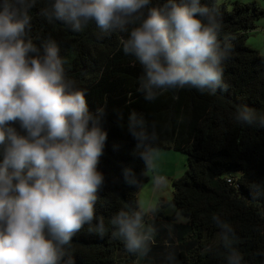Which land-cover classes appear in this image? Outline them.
Here are the masks:
<instances>
[{
	"label": "clouds",
	"instance_id": "clouds-1",
	"mask_svg": "<svg viewBox=\"0 0 264 264\" xmlns=\"http://www.w3.org/2000/svg\"><path fill=\"white\" fill-rule=\"evenodd\" d=\"M36 3L0 0V264H74L65 249L96 218L105 184L98 163L108 134L104 109L89 110L86 91L66 74L60 46H37L28 37ZM42 15L77 32L94 22L104 33H127L122 50L142 67L137 92L145 101L168 89L226 90L223 62L231 44L221 38L218 9L204 0H163L159 6L153 0H50ZM233 119L240 127L264 129V112L248 105L238 106ZM127 129L145 175L157 159L156 134L135 111ZM123 176L139 185L130 167ZM153 182L160 187L163 178L153 176ZM253 192L264 196L260 185ZM147 214L137 206L111 220L112 235L129 253L147 255L155 242ZM212 219L221 229L226 264H244L233 227L218 215ZM96 228L105 231L102 221Z\"/></svg>",
	"mask_w": 264,
	"mask_h": 264
},
{
	"label": "trees",
	"instance_id": "trees-1",
	"mask_svg": "<svg viewBox=\"0 0 264 264\" xmlns=\"http://www.w3.org/2000/svg\"><path fill=\"white\" fill-rule=\"evenodd\" d=\"M163 0H153L159 6ZM220 15L221 38L229 37L231 52L223 62L226 90L215 94L185 87L168 89L145 101L137 92L143 70L122 46L127 33H104L89 22L81 31L50 20L42 11L50 0H37L31 9L28 37L41 46L55 41L65 60V71L86 91L89 110L104 109L102 121L107 141L98 169L105 184L98 192L96 218L85 225L66 246V259L74 264H226L218 215L236 234V247L244 264H264V129L240 127L233 117L238 106L264 112V54L248 43L249 35L264 17L256 0H204ZM142 113L154 131V148L179 151L186 169L172 180L171 201L145 210V224L155 229L147 255L129 253L112 235V218L121 210L139 206L138 191L147 181L144 162L133 155L136 141L127 129L131 112ZM18 127V125H17ZM133 169L140 182H125L123 169ZM174 206L180 219L168 214ZM97 221H102L101 234Z\"/></svg>",
	"mask_w": 264,
	"mask_h": 264
},
{
	"label": "rangeland",
	"instance_id": "rangeland-1",
	"mask_svg": "<svg viewBox=\"0 0 264 264\" xmlns=\"http://www.w3.org/2000/svg\"><path fill=\"white\" fill-rule=\"evenodd\" d=\"M219 3H225L228 7L231 6L232 1L251 2L253 0H218ZM261 6L264 7V0H256ZM254 37H249L248 42L252 43ZM157 159L154 168L147 172L148 181L143 183L138 191L139 206L148 209L158 199H167L171 201L172 198V180L178 179L186 169V157L179 151L164 150L155 148ZM168 173V175L166 174ZM162 176L163 184L158 187L154 185L153 176ZM168 176L173 179L170 180ZM172 205L168 206L169 211ZM173 213V209H172ZM171 213V215H172Z\"/></svg>",
	"mask_w": 264,
	"mask_h": 264
},
{
	"label": "crops",
	"instance_id": "crops-1",
	"mask_svg": "<svg viewBox=\"0 0 264 264\" xmlns=\"http://www.w3.org/2000/svg\"><path fill=\"white\" fill-rule=\"evenodd\" d=\"M254 37V40L252 41V43H249L250 45H252L253 47L257 48L262 54H264V17L262 19H260L257 22V27L253 30V32L249 35V37ZM168 175V173H166ZM157 176V175H155ZM160 177V176H159ZM162 177V176H161ZM168 178H170L168 176ZM148 177H147V181H148ZM173 179V176L170 178V180ZM164 181V180H163ZM158 189V187H157ZM158 202H168L167 199H158L155 200V203H153V205H151L150 208H153L157 205ZM148 208V209H150ZM171 208L173 209V213H172V209L169 211L168 207L166 208V211L168 214H171L173 216H175L176 218L180 219V215L174 210V206L172 205ZM147 210V209H144Z\"/></svg>",
	"mask_w": 264,
	"mask_h": 264
},
{
	"label": "bare ground",
	"instance_id": "bare-ground-1",
	"mask_svg": "<svg viewBox=\"0 0 264 264\" xmlns=\"http://www.w3.org/2000/svg\"><path fill=\"white\" fill-rule=\"evenodd\" d=\"M162 178V177H161Z\"/></svg>",
	"mask_w": 264,
	"mask_h": 264
}]
</instances>
